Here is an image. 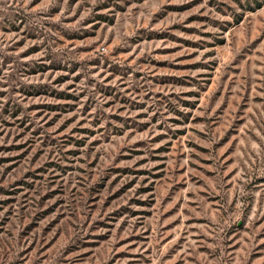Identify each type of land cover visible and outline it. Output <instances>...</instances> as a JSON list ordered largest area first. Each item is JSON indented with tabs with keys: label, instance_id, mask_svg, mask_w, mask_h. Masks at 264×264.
Listing matches in <instances>:
<instances>
[{
	"label": "rangeland",
	"instance_id": "1",
	"mask_svg": "<svg viewBox=\"0 0 264 264\" xmlns=\"http://www.w3.org/2000/svg\"><path fill=\"white\" fill-rule=\"evenodd\" d=\"M0 264H264V0H0Z\"/></svg>",
	"mask_w": 264,
	"mask_h": 264
}]
</instances>
